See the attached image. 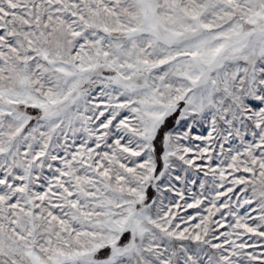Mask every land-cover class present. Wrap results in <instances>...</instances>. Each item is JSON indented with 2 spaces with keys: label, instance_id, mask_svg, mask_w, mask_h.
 <instances>
[{
  "label": "snow or ice",
  "instance_id": "snow-or-ice-1",
  "mask_svg": "<svg viewBox=\"0 0 264 264\" xmlns=\"http://www.w3.org/2000/svg\"><path fill=\"white\" fill-rule=\"evenodd\" d=\"M0 264H264V0H0Z\"/></svg>",
  "mask_w": 264,
  "mask_h": 264
}]
</instances>
